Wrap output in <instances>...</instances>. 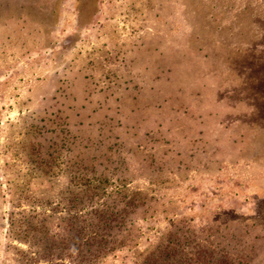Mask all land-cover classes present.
<instances>
[{
	"label": "rangeland",
	"instance_id": "obj_1",
	"mask_svg": "<svg viewBox=\"0 0 264 264\" xmlns=\"http://www.w3.org/2000/svg\"><path fill=\"white\" fill-rule=\"evenodd\" d=\"M125 187L138 250L264 264V0H0V264Z\"/></svg>",
	"mask_w": 264,
	"mask_h": 264
},
{
	"label": "trees",
	"instance_id": "obj_2",
	"mask_svg": "<svg viewBox=\"0 0 264 264\" xmlns=\"http://www.w3.org/2000/svg\"><path fill=\"white\" fill-rule=\"evenodd\" d=\"M107 195L108 198L99 199L85 215L74 213V220L68 223L65 241L58 244L60 253L52 254V247L46 248L44 250L49 253H34L33 262L46 258L48 264H101L130 247L135 255V264H192L186 257L185 243L167 239L163 234L150 248L138 250L141 237L139 222L129 220L120 210L130 208L134 211L133 215H137L142 207L138 201L142 192L126 190L125 194L118 192L115 196L114 193ZM135 202L139 204L135 205ZM16 216V213H10L9 227L14 228L18 224L21 228L17 231L19 234L34 237L32 223L19 224ZM202 251L203 248L197 254L198 257L191 259L193 264H215V258L204 257Z\"/></svg>",
	"mask_w": 264,
	"mask_h": 264
},
{
	"label": "flooded vegetation",
	"instance_id": "obj_3",
	"mask_svg": "<svg viewBox=\"0 0 264 264\" xmlns=\"http://www.w3.org/2000/svg\"><path fill=\"white\" fill-rule=\"evenodd\" d=\"M124 190H127V189H126V187H125V189H124Z\"/></svg>",
	"mask_w": 264,
	"mask_h": 264
}]
</instances>
